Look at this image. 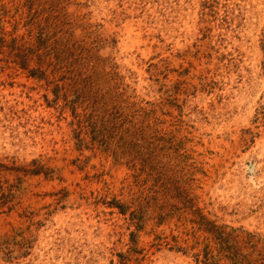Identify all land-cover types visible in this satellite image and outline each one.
<instances>
[{
	"label": "rangeland",
	"instance_id": "374dc122",
	"mask_svg": "<svg viewBox=\"0 0 264 264\" xmlns=\"http://www.w3.org/2000/svg\"><path fill=\"white\" fill-rule=\"evenodd\" d=\"M94 1L82 9L86 21L100 24L98 38L117 41L100 53L135 74V85L126 81L136 94L152 99L143 88L149 77L196 86L181 85L191 134L180 152L206 173L192 182L197 205L218 223L264 236V0ZM6 62L1 54L0 176L14 184L18 204L0 212V264H201L193 253L202 233L189 223L148 219L130 237L134 226L106 205L124 171L97 150H75L65 121L44 103L42 81Z\"/></svg>",
	"mask_w": 264,
	"mask_h": 264
},
{
	"label": "trees",
	"instance_id": "16d2710c",
	"mask_svg": "<svg viewBox=\"0 0 264 264\" xmlns=\"http://www.w3.org/2000/svg\"><path fill=\"white\" fill-rule=\"evenodd\" d=\"M92 2L0 0V55L5 54L6 64L12 62L26 77L42 81L44 103L55 111L56 121H65L75 150H97L111 167L124 171L112 182L106 205L134 226L131 238L148 219L155 225L174 219L202 233L194 245L202 244L193 253L195 262L264 264V236L242 226L218 223L214 213L197 205L200 195L192 182L206 173L188 163L187 153L180 152L191 134L182 119L189 93L181 85L196 86L185 78L168 85L149 77L152 83L143 88L147 96L153 93L152 99L136 94L135 74L126 68L120 73L114 58L100 53L105 47H115L117 41L112 34L98 38L100 24L86 21L88 12L82 9ZM70 6L74 9L69 10ZM11 11L10 29H5L2 18ZM176 136L179 140L173 143ZM13 170L23 172L21 176L42 173L40 169ZM197 173L200 176L195 177ZM13 188L14 184L0 176V212L16 210Z\"/></svg>",
	"mask_w": 264,
	"mask_h": 264
}]
</instances>
